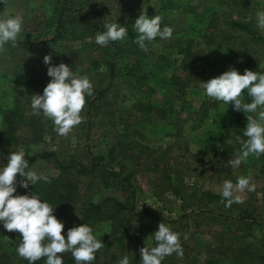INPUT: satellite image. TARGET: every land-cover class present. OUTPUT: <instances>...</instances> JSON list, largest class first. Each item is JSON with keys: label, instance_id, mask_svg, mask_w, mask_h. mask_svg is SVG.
<instances>
[{"label": "rangeland", "instance_id": "374dc122", "mask_svg": "<svg viewBox=\"0 0 264 264\" xmlns=\"http://www.w3.org/2000/svg\"><path fill=\"white\" fill-rule=\"evenodd\" d=\"M128 8L137 17L142 10L150 16L161 15V27L171 26L172 37L146 42V51L134 42L126 45L127 37L118 41L123 44L117 54L120 75L107 87L98 113L93 111L88 117L83 108L84 119L66 136L54 131L50 119L34 114V123L42 124L44 132L41 141L27 145L31 150L53 149L66 160L88 165L94 155L108 162V150L116 146L113 167L120 161L126 171L134 170V195L129 200L137 215L121 239L125 252L115 242L107 246L106 221L95 232L104 243L101 253L108 248L116 256L113 264L140 249L139 245L154 244L151 233L160 222L180 233L183 249L181 256L175 252L165 256L162 264H264V154H250L237 168L228 164L246 139L242 129L248 114L234 111L231 102L227 105L207 97L200 87V81L219 75L220 67L232 66L241 74L245 68L264 71V40L228 25L232 18L246 21L264 37L255 20L256 11L264 10V0H4L0 16L20 14L24 18L17 40L51 37L49 29L60 9L72 31L40 45L38 58L34 54L28 59V51L10 43L0 50V111L16 99L23 107L30 95L42 93L50 80L43 62L46 54L52 56V63L64 62L76 74L87 75L93 88L105 86L107 78L97 74L104 71V65L81 73L84 65L78 57L85 52L98 57L100 53L89 46L88 38L94 40L106 21L118 17L123 24ZM40 33L44 34L37 36ZM28 127L23 119L18 132L28 135ZM6 162V155L0 156V163ZM30 167L46 175L58 173L51 162L41 158ZM240 175H250L255 185L253 191L234 193L242 196V203L224 208L222 200L204 194L220 195L223 181L230 179L235 184ZM79 186L93 199L103 194L120 197L122 192L118 184L104 189L97 180ZM21 188L17 186V192ZM108 259L109 255L101 257Z\"/></svg>", "mask_w": 264, "mask_h": 264}, {"label": "clouds", "instance_id": "9594fccd", "mask_svg": "<svg viewBox=\"0 0 264 264\" xmlns=\"http://www.w3.org/2000/svg\"><path fill=\"white\" fill-rule=\"evenodd\" d=\"M0 2L4 3V0ZM117 18L106 21L103 30L95 33L96 44L104 46L112 41H123L127 37L128 25L121 24ZM161 20V15L150 16L142 10L132 24L137 33L133 42L146 51V42L157 37L171 38L173 28L169 25L161 27ZM255 20L256 27L264 30V10L256 11ZM23 26L24 18L20 14L0 16V50L9 43L12 47L16 46ZM88 39L92 40L93 37ZM43 62L47 65L46 74L50 80L42 93L30 95V107L33 114H42L50 119L58 135L66 136L84 119L81 113L86 96L93 93V84L87 75L76 74L68 64L52 63L50 54L44 55ZM200 87L207 97L227 105L231 102L234 111L248 114L242 129L246 139L242 140L238 153L228 160V164L237 168L250 154L256 157L264 154V71L245 68L241 74L235 67L229 66L219 75L200 81ZM245 89L246 92H242ZM245 96L250 99L245 100ZM4 155L0 152V156ZM25 156V149L18 146L7 153L6 163H0V225L5 230H15L20 234L16 253L26 259L28 264H35L42 257L45 258L44 264H64V257L59 254L68 252L75 264H91L96 252L104 246L92 225L86 222L74 225L66 230V234H62L64 223L54 214L56 205L43 199L36 191L31 194L17 193V186L28 189L30 184L49 182V176L31 168ZM17 174L20 177L18 181ZM250 180V175H240L235 184L230 179L223 181L219 194L225 207L243 202L242 196L234 193L244 192L245 189L253 191L255 185ZM151 240L154 244H144L139 249L141 264H162L165 256L173 252L178 256L183 254L180 233L169 224L160 222L151 233ZM118 264H130L129 256L123 255Z\"/></svg>", "mask_w": 264, "mask_h": 264}, {"label": "trees", "instance_id": "16d2710c", "mask_svg": "<svg viewBox=\"0 0 264 264\" xmlns=\"http://www.w3.org/2000/svg\"><path fill=\"white\" fill-rule=\"evenodd\" d=\"M96 11L98 12L97 9L90 10V12L95 14ZM125 12L126 17L123 24L128 25V35L126 39L129 41H125V44L128 45L129 42L133 43L134 37L137 35L132 28V24L137 16L131 8H128ZM65 18L66 17L63 16V12L60 9L59 13H57L54 18V22L52 24L50 23L53 27L49 29V33H52L51 37L43 41L39 39H37L38 41L17 40L16 45L28 51V59H32L31 56L34 54V57L38 58L40 56L38 54L42 52L41 49H43L40 45L45 44L47 41L53 42L58 38L68 36V33L72 31L67 29ZM97 21H99V19H97ZM50 24L48 23V26ZM228 25L231 28L245 31L257 39L264 40V37L258 35L251 24L246 21L232 18L228 21ZM99 27V30L102 31V26ZM42 34L44 33H40L37 36L40 37ZM88 44L89 46L95 47L100 54L97 57L89 52H85V55L78 57V61L84 65L81 69V73H91V71L101 68V65H104V71H97V74H99L100 77L107 78L106 85L101 89L93 88V92H95L94 96H86L84 108H86L87 115L90 117L93 111L98 113L97 110L102 108L104 93L107 87L114 77L120 75L117 68V54L121 52L120 50H122L121 46H123V44H119L118 41H112L102 47L94 43V40H91ZM32 49L35 50V52ZM41 65L43 64L41 63ZM127 70L131 72V67L128 66ZM225 70L227 69L220 67L219 74ZM94 73L96 74V71H94ZM178 90L180 91L181 88ZM24 104L23 109L20 105V101L16 99L12 106L4 107L0 111L2 123L0 127V152L7 155L9 151L16 149L18 146H22L26 152L25 158L29 160L30 165L35 160L41 158L51 162L57 168L58 173L56 175H48L49 182L39 181L36 185L30 184L28 189L21 188L17 193L24 194L28 192L31 194L36 191L43 199L56 205L54 214L64 223L62 234H66L68 228L85 222L92 225L95 233L96 230L100 228L101 222L106 221L109 227V232L104 236L107 246L115 242V244L119 245L120 251L124 253L125 251L121 242L122 236H124L126 232L127 224L137 215L134 206L129 200L131 196L134 195V186L132 182L134 170L126 171L125 165L120 163V161L117 163V165L119 164L117 168L113 167L114 165H112L111 162L113 163L115 160L114 155L117 148L116 146H111L109 148L108 162L103 161V156L94 155V161H92L90 165L75 160H66L53 149L31 150L27 144L41 141L44 129L42 124L37 123L36 125L34 123V114L30 107V101H25ZM23 119L27 120V126H29V134L25 136L18 132ZM18 178L19 174H17V179ZM95 180H97L98 184L103 186L104 189L118 184V189L122 191L120 195L121 198L113 194L99 195L96 199L90 196L92 194L85 196L81 192L80 183H93ZM128 190L129 192H127ZM93 191L91 193H93ZM204 194L209 195L212 199L217 201L222 200V197L218 194L210 192ZM120 224H123L122 231L119 235H116L115 231ZM19 238L20 234L18 231H8L0 225V264H28L26 259L20 257L16 253V247L20 242ZM136 244L139 245L140 243L137 242ZM143 246L139 245V248ZM138 250L139 249L136 251L134 250L131 254L128 252L127 255L130 258V264H141ZM108 251V248H106V252L101 253L99 249L95 254V260L92 261L91 264H113L112 259L116 256H112ZM107 254L109 255V259L102 261L101 257L108 256ZM59 255L64 257V264H75L70 252ZM44 260L45 258L42 257L37 260L35 264H44Z\"/></svg>", "mask_w": 264, "mask_h": 264}]
</instances>
